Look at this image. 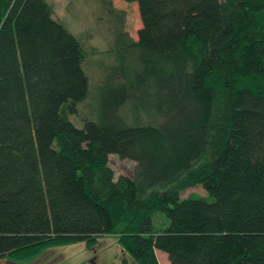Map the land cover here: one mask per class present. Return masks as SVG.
<instances>
[{"label":"trees","instance_id":"1","mask_svg":"<svg viewBox=\"0 0 264 264\" xmlns=\"http://www.w3.org/2000/svg\"><path fill=\"white\" fill-rule=\"evenodd\" d=\"M115 1L137 5L117 34L137 63L78 128V39L45 0H0V259L112 235L139 264H264V0Z\"/></svg>","mask_w":264,"mask_h":264},{"label":"rangeland","instance_id":"2","mask_svg":"<svg viewBox=\"0 0 264 264\" xmlns=\"http://www.w3.org/2000/svg\"><path fill=\"white\" fill-rule=\"evenodd\" d=\"M110 1L45 0L52 18L59 21L78 39L83 54V70L89 79V95L86 101L78 106L76 115L69 116V121L78 128L82 127L84 119L91 117L92 107L96 104L98 86L105 76L111 70L119 68L121 64L137 63V57L131 54L133 50L128 53V49L117 40L118 33L135 38V32L139 27L137 5L132 3L135 9L126 6L127 3L123 1H120L122 2L120 4L112 0L111 7ZM123 112L126 113V109ZM108 165L116 179L119 176L132 177L136 163L120 159L116 155H109ZM186 197L210 199L200 186L190 188L181 194V198ZM153 223L156 229L164 228L168 224L162 213L153 215ZM84 247L82 242L66 247H46L26 262L61 263L75 258L83 259L84 256L89 258L91 251L85 250Z\"/></svg>","mask_w":264,"mask_h":264},{"label":"crops","instance_id":"3","mask_svg":"<svg viewBox=\"0 0 264 264\" xmlns=\"http://www.w3.org/2000/svg\"><path fill=\"white\" fill-rule=\"evenodd\" d=\"M81 243V242H79ZM77 244V243H74ZM70 244V245H74ZM63 245V247L70 246ZM85 246V245H84ZM90 250V257L83 259H72L65 262H52L45 264H139L127 253V251L118 243L117 238L112 235L100 237L91 247H84ZM72 250V249H71ZM155 256L158 264H170L167 254L160 250H155ZM0 264H34L33 262H20L5 257L0 259Z\"/></svg>","mask_w":264,"mask_h":264},{"label":"water","instance_id":"4","mask_svg":"<svg viewBox=\"0 0 264 264\" xmlns=\"http://www.w3.org/2000/svg\"><path fill=\"white\" fill-rule=\"evenodd\" d=\"M1 22H2V21H1V17H0V25H1Z\"/></svg>","mask_w":264,"mask_h":264}]
</instances>
